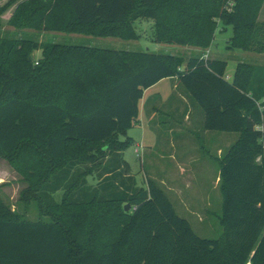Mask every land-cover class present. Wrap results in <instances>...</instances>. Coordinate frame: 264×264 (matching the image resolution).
I'll return each instance as SVG.
<instances>
[{"label": "trees", "instance_id": "16d2710c", "mask_svg": "<svg viewBox=\"0 0 264 264\" xmlns=\"http://www.w3.org/2000/svg\"><path fill=\"white\" fill-rule=\"evenodd\" d=\"M263 2L23 0L7 23L137 41L134 23L152 19L153 42L201 50L229 26L228 50L261 54ZM33 49L0 40V156L48 220L19 219L0 199V264H264V67L238 63L228 81L225 62L200 56L51 44L29 62ZM170 78L205 131L238 135L218 160L216 240L198 237L154 181L138 188L122 158L143 92Z\"/></svg>", "mask_w": 264, "mask_h": 264}, {"label": "rangeland", "instance_id": "374dc122", "mask_svg": "<svg viewBox=\"0 0 264 264\" xmlns=\"http://www.w3.org/2000/svg\"><path fill=\"white\" fill-rule=\"evenodd\" d=\"M9 0H0V8ZM18 0L13 5L9 6L5 12L0 14V40L14 41L17 44L27 42L34 49L30 55H33L34 60H39L41 57V48L51 44L67 45V46H85L99 49H108L116 51L130 52H152L163 55L182 56L184 61L192 57H202L207 55L206 59L219 60L226 63L225 77L228 81L232 80L235 67L238 63L251 64L253 66L264 67V53L244 52L242 50H228L229 40L233 36L231 27L218 26L214 39L208 49L201 50L195 47H183L178 45L157 44L152 41L154 34V21L152 19H140L134 23V28L140 38L137 41H125L109 36H100L97 34H79L67 32H43L29 28L14 29L8 25V21L17 5ZM258 22L264 25V2L258 16ZM29 55V56H30ZM172 83L170 80L161 82L157 87L147 91L145 94V108H152L153 97L157 95L165 101L172 93ZM176 92V91H175ZM198 109L197 106L194 105ZM148 116L141 114L138 118V123L131 128L127 135L133 140V144L122 152V158L130 167V174L134 177L138 188H146V180L154 181L163 191L164 186L160 184L159 179L163 177V171L160 169L162 165H173L168 146L174 139V133L167 131V117L163 113H159L154 121L146 120ZM149 119V118H148ZM160 129L158 134L153 130L154 126ZM186 136H189L191 144L189 146L190 154L199 152L198 134L196 129H190L186 124L183 127ZM159 135V139L157 138ZM237 139V134H232ZM120 137V140H123ZM140 145V152L137 156L135 146ZM145 150V154H143ZM211 154L217 156L216 150L212 149ZM210 177L205 179L207 185L201 190L199 187L198 196L208 199V203H198L195 205H186L179 195L168 196L172 201L175 212L178 216L187 220L194 233L206 240H216L221 237L223 228L220 225L219 218L221 216L222 197L217 186H213L212 182L215 178L217 170L216 164L212 165ZM153 172V173H152ZM212 174V175H211ZM156 177V179L153 177ZM212 179V180H211ZM89 183H92L90 179ZM196 181L191 179L195 184ZM209 182V183H208ZM202 183V182H201ZM199 186V185H198ZM26 188V183L22 177L11 167V165L0 156V199L7 204L11 210L15 212L19 219L36 221L48 220L46 217H41L39 214L37 203L34 200L27 201L29 195H25L23 190ZM202 191V192H200ZM61 192L54 194V199L60 202Z\"/></svg>", "mask_w": 264, "mask_h": 264}, {"label": "crops", "instance_id": "0c3cea01", "mask_svg": "<svg viewBox=\"0 0 264 264\" xmlns=\"http://www.w3.org/2000/svg\"><path fill=\"white\" fill-rule=\"evenodd\" d=\"M165 80H170L173 86L170 97L163 101L156 93V96L153 97L152 108H150V110H147V108H145L146 92L154 89L155 87H157V85ZM262 101H264V99H262ZM142 113L145 114V117L146 115L148 116L149 119L146 118V120H148L149 122L154 121L159 113H163L164 116L167 117L166 119L168 121L167 131L170 133H174V139L168 145L170 149L165 151L166 153L169 152V156L173 162V165L160 166V169H162L163 171V177H161L159 181L160 184L165 188L164 193L166 194V196L168 197L171 195H179L182 201L186 203V205L208 203L209 198L204 199L198 196V190L199 187L202 190L203 187L207 185L205 179L210 177L211 170L212 168H214L212 166L213 164H216L217 170L215 173V178L211 182L213 186H217L220 193V170L218 167V160L236 142V137L232 136L231 133H216L205 131L203 129L202 112L192 106L187 96L182 91L177 89L176 78L164 79L143 92V96L139 104L138 118ZM185 124L190 129H196L199 139L198 153L190 154L189 146L191 144V140L189 139V136L185 135L187 134V132H185V129L183 128ZM159 129L160 128L156 125L153 127V130L156 134H158ZM260 129L264 130V120ZM157 138L159 139V135H157ZM137 146L140 145H136L135 149ZM212 149L216 150L217 156H213L211 154ZM143 154H145V150H143ZM153 177L156 179L154 175ZM191 179L193 181L195 180L196 183L199 182V179L201 181L200 183L196 184V187L195 184L191 182ZM170 202L172 203V201Z\"/></svg>", "mask_w": 264, "mask_h": 264}, {"label": "built area", "instance_id": "2783aa9c", "mask_svg": "<svg viewBox=\"0 0 264 264\" xmlns=\"http://www.w3.org/2000/svg\"><path fill=\"white\" fill-rule=\"evenodd\" d=\"M206 58H207V55H205L203 59H206ZM35 64H37V62H35ZM140 150H141L140 146H137L135 149V153L137 156L139 155ZM259 159L260 157L257 158V161H259Z\"/></svg>", "mask_w": 264, "mask_h": 264}, {"label": "water", "instance_id": "95a60500", "mask_svg": "<svg viewBox=\"0 0 264 264\" xmlns=\"http://www.w3.org/2000/svg\"><path fill=\"white\" fill-rule=\"evenodd\" d=\"M28 61L29 62H32L33 61V55H30L29 57H28ZM129 210V205H125L124 206V211H128Z\"/></svg>", "mask_w": 264, "mask_h": 264}]
</instances>
